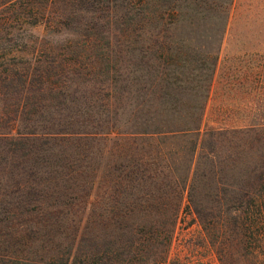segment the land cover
Segmentation results:
<instances>
[{"label":"rangeland","instance_id":"374dc122","mask_svg":"<svg viewBox=\"0 0 264 264\" xmlns=\"http://www.w3.org/2000/svg\"><path fill=\"white\" fill-rule=\"evenodd\" d=\"M49 2L0 0V23L7 21L0 24V74L6 69L31 71L39 62L53 65L55 71L61 67L63 72L64 65L73 59L63 46L67 41L72 45L88 39L93 52L90 48L81 51V61L92 72L64 82L56 93L47 89L38 94L32 87L22 93L17 74L0 81V264L35 259L40 242L45 247L51 245L46 239L47 234L49 240L52 237L49 219L55 209L37 211V202L46 205L53 200L72 201L75 218H82L83 189L91 179L92 168L96 169L95 181L99 185L104 181L101 169L132 164L123 159L120 145L135 147L134 154L154 144L167 148L184 144L161 136L152 140L138 134L127 137L146 119L154 118L157 123L158 105L204 103L206 127H244L264 122V0H232L226 22L216 12V6L226 0H152L143 3L139 20L134 15L138 0ZM31 4L32 11L35 7L39 11L37 18L29 16ZM70 9L75 10L73 19L47 28V13L59 15ZM160 10L162 17L157 16ZM135 22L152 32L133 47L129 41ZM78 24L90 25L88 35L76 34L80 31ZM217 24L225 26L218 35L213 34ZM160 25L165 37L157 40L152 33ZM140 44L145 46L143 56L137 52ZM49 59L51 62H47ZM116 70L126 77L124 83L117 81ZM62 72L59 80L61 74L64 76ZM35 101L50 107L30 115L32 120H24L26 116L14 110L17 104ZM47 127L59 131L73 128L89 135L72 139L68 147L60 136L47 143L41 138L26 162L18 151L4 147V132L14 135L16 131H44ZM248 132L243 136L235 133L229 141L216 138L213 143L214 165L222 167L218 175L225 181H236L238 173L257 158V140L264 131ZM207 142L206 139L204 149ZM53 160L60 166H50ZM118 198L123 201L126 194ZM62 205L56 209L60 211L57 218L53 216L56 222H52L53 229L59 232L70 227V207ZM81 226L82 222L78 228ZM196 231L195 224L188 231L177 229L170 257L184 255L181 239ZM196 256L204 264H218L210 252L201 251Z\"/></svg>","mask_w":264,"mask_h":264},{"label":"trees","instance_id":"16d2710c","mask_svg":"<svg viewBox=\"0 0 264 264\" xmlns=\"http://www.w3.org/2000/svg\"><path fill=\"white\" fill-rule=\"evenodd\" d=\"M138 1L134 15L139 20L143 3L148 4L152 0ZM231 3L232 0H226L216 6L218 16L220 12L225 22ZM49 4L52 5L51 0ZM30 6L31 13L33 7L32 4ZM37 10L35 7L29 16L37 18ZM73 12L75 10L70 9L59 15L54 13L48 16L47 13L45 25L52 28L63 23L64 19H73ZM157 14L162 17L163 12L160 10ZM5 23L7 21H1L0 24ZM224 27V24L213 26V34H221ZM76 28H80V31H75L77 35L86 36L91 27L89 24H78ZM151 32L142 23L135 22L129 42L134 47L135 42L144 41L141 37L147 38ZM162 32L160 25L152 36L158 40L165 37ZM70 43L67 41L63 49L73 54V59L64 65L63 72L61 67L55 71L53 65L39 62L31 71L6 69L0 74V81L9 80L17 74L22 93L31 87L38 94L47 89L56 93L64 82L70 83L77 76L90 75L92 69L81 61V51L87 48L93 50L91 40ZM138 47V54L143 56L145 46L140 44ZM215 64L214 61L213 68ZM261 66H264V62ZM61 72L64 76L62 78L61 74L59 80ZM122 75L117 72V81L120 83L126 79ZM209 85L207 83L204 87L206 95ZM158 106L160 117L156 119L157 123L153 122L154 118L146 119L145 123H141L143 125L137 127V131L127 137L138 134L152 140L161 136L163 139H179L184 144L177 148L154 144L149 150L140 148L141 152L134 154L135 147L120 145L118 148L123 159L132 164L121 166L120 169L113 166L101 169L104 181L99 185L95 181L96 169L92 168L91 179L85 182L83 189L80 207L82 218H75V210L71 208L75 204L72 201L62 203L53 200L46 205L37 202V211L46 210L47 207L55 209L52 215L50 212L49 219L52 237L49 240L47 234L46 239L51 245L45 247L40 242L35 259L22 258L16 264H194L195 261L196 264H204L196 256L201 255V251L213 254L218 264H264V132L257 140L258 155L255 162L250 167H244L236 181H225L218 175L223 170L219 166L215 168L216 151L213 148L216 138L223 137L229 141L235 133H243V136L248 131H264V122L244 127H206L203 124L204 103ZM48 107L50 104L35 101L17 104L14 110L29 121L32 120L30 115L37 111L43 112ZM47 128L42 129L44 131L34 128L16 131L14 135L4 132V147L18 151L26 162V158H32L33 150L37 149L36 142L41 138L42 142L47 143L60 136L59 139L67 144L64 146L68 147L72 139L89 135L88 132L73 128L65 131ZM206 139L208 142L204 149ZM63 158L66 160L67 157L64 155ZM50 166L57 168L60 165L53 160ZM123 193L126 199L120 201L118 197ZM61 205L70 207L67 212L70 227L65 232L53 229L52 225L60 212L56 209ZM80 222L82 226L78 228ZM192 224L197 226V231L180 242L184 255L170 257L177 229L188 231Z\"/></svg>","mask_w":264,"mask_h":264}]
</instances>
